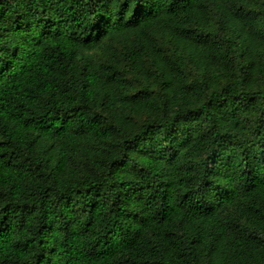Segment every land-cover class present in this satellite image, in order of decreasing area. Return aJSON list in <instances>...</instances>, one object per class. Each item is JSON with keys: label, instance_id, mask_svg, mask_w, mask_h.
<instances>
[{"label": "trees", "instance_id": "1", "mask_svg": "<svg viewBox=\"0 0 264 264\" xmlns=\"http://www.w3.org/2000/svg\"><path fill=\"white\" fill-rule=\"evenodd\" d=\"M0 264H264V0H0Z\"/></svg>", "mask_w": 264, "mask_h": 264}]
</instances>
